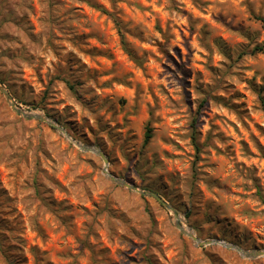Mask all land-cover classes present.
<instances>
[{"label":"rangeland","instance_id":"374dc122","mask_svg":"<svg viewBox=\"0 0 264 264\" xmlns=\"http://www.w3.org/2000/svg\"><path fill=\"white\" fill-rule=\"evenodd\" d=\"M258 17L264 0H0V264H264L197 246L76 145L203 241L264 251Z\"/></svg>","mask_w":264,"mask_h":264},{"label":"water","instance_id":"95a60500","mask_svg":"<svg viewBox=\"0 0 264 264\" xmlns=\"http://www.w3.org/2000/svg\"><path fill=\"white\" fill-rule=\"evenodd\" d=\"M2 92L9 97V93L7 92V90L3 87H1ZM14 107V106H13ZM14 109L20 114L22 115L25 119L28 120H38V121H42V122H46L48 124H50L51 126L57 128L59 131H61L66 137H68L67 133L65 132V130L54 120H52L50 117L43 115V114H39V113H28L23 111L20 108L14 107ZM77 147L83 151V152H89V153H93L97 156H99L103 162H104V173L105 175L109 178V180L119 186H122L130 191H133L141 196H145L148 198H152L154 200H156L158 203H160L162 206H164L165 208H167L169 211H171L177 222H176V227L186 236H188L197 246H212V245H220L226 249L229 250H233L235 252H237L238 254H240L243 258L245 259H249V260H255V259H260L264 257V251L263 250H246L243 249L237 245L234 244H229L220 240H209V241H203L202 239H200L199 237H197L190 228H184L181 223H180V218L178 216V213L176 212V210L170 206L168 203H166L162 197L160 195H158L157 193L153 192V191H144L139 189L137 186H135L134 184H131L129 182H127L126 180L119 178L115 175H113L108 167H109V160L106 157V155L104 154V152L95 146H85V145H80V144H76Z\"/></svg>","mask_w":264,"mask_h":264},{"label":"trees","instance_id":"16d2710c","mask_svg":"<svg viewBox=\"0 0 264 264\" xmlns=\"http://www.w3.org/2000/svg\"><path fill=\"white\" fill-rule=\"evenodd\" d=\"M256 19H257V21H259L264 26V18L258 17ZM117 25L119 26V23ZM120 32H121V29H120ZM125 47H126V45H125ZM126 50H127L128 54L131 55V53H130L129 49H127V47H126ZM263 50H264L263 47L256 49V51H260V52H262ZM134 59L136 60V58H134ZM151 132H152L151 128H148V131H147L146 136H145V144H148L149 141L151 140V138H152Z\"/></svg>","mask_w":264,"mask_h":264}]
</instances>
